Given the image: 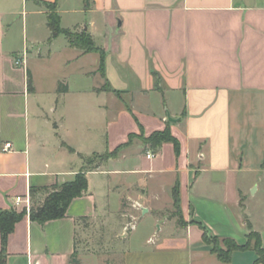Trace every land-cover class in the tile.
Listing matches in <instances>:
<instances>
[{
    "label": "crops",
    "instance_id": "crops-1",
    "mask_svg": "<svg viewBox=\"0 0 264 264\" xmlns=\"http://www.w3.org/2000/svg\"><path fill=\"white\" fill-rule=\"evenodd\" d=\"M46 1L57 2L62 27L86 30L103 49L104 74L99 52H85L65 35L50 39ZM73 1L0 0V209L27 211L8 237L5 264H71L74 253L79 264H255L249 234L259 233L264 247V0H91L89 8ZM17 15L25 35L29 15L44 29L40 39L32 36L43 42L36 51L35 44H15ZM32 54L35 62L60 64L50 87L41 85ZM24 55L26 62L17 65ZM101 83L120 93L102 90ZM72 107L80 116L77 128L69 124ZM127 113L128 129L122 123ZM167 125L178 151L165 142L148 158L143 143L133 153L121 154L125 147L107 155L131 134L149 136ZM78 129L80 137L69 139ZM80 172L88 188L65 216L31 218L38 195L41 205L49 190ZM131 173L146 175L123 179ZM93 174L102 178L94 182ZM159 177L166 178L160 180L164 196ZM176 186L188 223L163 216L175 206ZM127 202L140 213L132 220L125 218ZM148 213L151 220L143 218ZM130 221L135 228L127 231ZM86 223L117 232L122 246L114 260L80 247ZM204 232L250 247L224 262Z\"/></svg>",
    "mask_w": 264,
    "mask_h": 264
},
{
    "label": "trees",
    "instance_id": "trees-1",
    "mask_svg": "<svg viewBox=\"0 0 264 264\" xmlns=\"http://www.w3.org/2000/svg\"><path fill=\"white\" fill-rule=\"evenodd\" d=\"M91 0H84L85 7H90ZM47 8V24L51 31L50 39H53L59 35H65L71 45L84 49L85 52L96 51L101 54L99 71L104 74L105 66V55L103 49L96 46L90 33L86 30L82 32H74L71 29L64 28L61 25V16L58 12L57 2H42ZM156 78H159V74H155ZM67 86L64 83H60L59 90L66 91ZM102 90L114 91L118 94L119 91L115 90L109 83H106ZM131 134L130 136H132ZM146 148H149L154 153L159 152L161 146L165 142H172L175 145L176 150H179V141L175 138L171 131L169 125L163 130L154 131L151 135L146 136L142 139ZM132 143L131 137L128 142L120 145L116 150L111 152L109 155H116L121 149L129 146ZM88 188V178L85 172H80L76 175L73 181L64 183L62 185L56 186L52 193L48 194L44 202L38 206H32L30 211V216L33 220L43 222L48 219L59 218L66 215L67 208L73 198L82 195ZM34 191V190H33ZM34 193L32 192V195ZM174 201L175 206L180 209V197H179V187L174 188ZM27 214L26 209L18 212L15 209L12 210H2L0 209V233L2 240V250L0 254V264H5L6 259V246L9 235L14 231L16 223L21 220ZM206 232H204V237L208 241ZM212 237L213 244L208 241L212 246V251L217 254L220 260L224 262H230L231 256L234 250L244 249L250 247V243L244 245H239L232 239H224L226 248L218 247L214 241H218V238ZM250 239L254 240V248L257 252V259L255 264H264V247L261 244V238L259 233L251 232L249 234ZM80 261L77 254L74 253L71 257V264H79Z\"/></svg>",
    "mask_w": 264,
    "mask_h": 264
},
{
    "label": "rangeland",
    "instance_id": "rangeland-1",
    "mask_svg": "<svg viewBox=\"0 0 264 264\" xmlns=\"http://www.w3.org/2000/svg\"><path fill=\"white\" fill-rule=\"evenodd\" d=\"M74 1H76V0H74ZM20 7H22V6H20ZM20 18L21 17L17 15L13 19V31H14L15 44H20V47L23 44H26V46H29L30 49H31L32 44H35L34 45V51H36L38 47H42L39 44H43V42L39 41V40H37L36 42L32 41V36H35L38 39H40L41 37H43V34H45L44 29L41 27L37 28L36 24H35L37 21L36 20L37 18H34V16L29 15L28 26L26 27L27 32L25 35L24 34V27L22 25L23 23L21 22ZM23 52H24V50L21 49V51L19 52L20 55H22ZM34 56H35L34 54L29 55V58L32 60V63H33L32 65L35 69V72L37 73V76L39 77L41 85L44 88H48L51 86L53 80L60 74V72L62 70L61 66H60V64H58L57 59H54L51 61L43 60V61L35 62L36 57H34ZM102 85H104V84H102ZM69 115H70L69 124L72 126H76V128L78 126H80V116H79L77 110L75 109V107H72L69 110ZM90 117L96 123L95 126H98V123L101 121L99 112L97 110H94L92 114L90 113ZM122 123H123L124 128L128 129L130 127L131 121L128 117V113H127V116L125 117V119H123ZM79 133H80L79 129L76 130V133H74V134L70 133L68 135L69 139L72 140L76 137H80ZM130 137L132 139L131 145L126 147V149L121 150L120 151L121 154H123L125 151L126 152L128 151L130 153H133V151L135 152V149L137 148V146H140V145L142 146V144H143L142 139L146 136L144 133L138 132V133H133V135ZM72 141H74V140H72ZM76 142H78V140ZM110 153L111 152H109L107 155H109ZM165 154L167 157V161L169 162V160H170L169 151H166ZM107 155L105 154L103 156L96 157L94 159V161L97 163L100 160H104V158H106ZM155 161L158 162L159 158H157ZM143 162L144 163L146 162V164H149V161L146 159V157H144ZM96 163H94V164H96ZM152 163H153V161H152ZM122 165L125 167H133L134 166L131 162L129 163V161H122ZM94 166L95 165H93V167ZM145 175L146 174H144V173L143 174L131 173V174L123 176L124 177L123 179L128 180V181H132V180H137L138 178L144 177ZM91 178L94 179V182H96V181L98 182V180L102 178V174H93V175H91ZM161 179L165 180L166 178L159 177V181L157 184L159 187L158 190L164 196L166 193L164 192L165 190H162V188L160 186V183H162V181H160ZM169 179L170 178L167 177V180H169ZM247 179H249V178H247ZM53 190L52 189L49 190L47 195L52 193ZM35 201L36 202H35L34 206H38L39 203L42 201V199H40V197L38 195L35 198ZM127 205H128V202L125 205L126 209L123 208V209H125V212L127 213V215H125V218L127 220H129V219L132 220V219H134L133 216L137 217L138 214H140V213H139V210L131 211L129 209L130 206L128 205V207H127ZM131 214H134V215L132 216ZM119 215H120V213L117 214V216H119ZM163 216H166L170 220H179V221L181 220V224L189 222V221L183 220L185 218V216H184L183 212L181 211V209H178L176 206H173L172 208L169 207L168 209L164 210ZM143 218L146 220H151L153 218V215L151 213L150 214L148 213L145 216H143ZM83 228H84V226H83ZM84 229L86 231L85 234L84 235L80 234L81 241L83 242L80 247L85 248V250H87V248H89L94 252L100 253V255L104 254L110 260H112V259L114 260L115 257H112V253L115 251V249L118 250L119 247L121 248L122 243L117 242V239H118L116 237L117 232L114 231L112 226L111 225H102V224H97V223H95V224L94 223H90V224L88 223L86 225V228H84ZM207 239H208V241H210V243L213 244V240H212L211 236H209V237L207 236ZM214 243L218 247H221L224 249L226 248L225 243L223 241L218 240V241H214ZM116 257H118L117 259H119V255H116Z\"/></svg>",
    "mask_w": 264,
    "mask_h": 264
},
{
    "label": "built area",
    "instance_id": "built-area-1",
    "mask_svg": "<svg viewBox=\"0 0 264 264\" xmlns=\"http://www.w3.org/2000/svg\"><path fill=\"white\" fill-rule=\"evenodd\" d=\"M26 54H27V52H26ZM26 62V59H25V55L22 57V58H17L16 59V64L17 65H20V64H24ZM12 147V143H10V142H8V143H6L5 144V149H10ZM147 157L148 158H152V157H154V152L153 151H148L147 152ZM22 200V198L21 197H17V201L18 202H20ZM27 207H28V210L30 209V200L29 199H27ZM133 228H135V222L134 221H130L126 226H125V229L128 231V230H130V229H133Z\"/></svg>",
    "mask_w": 264,
    "mask_h": 264
},
{
    "label": "water",
    "instance_id": "water-1",
    "mask_svg": "<svg viewBox=\"0 0 264 264\" xmlns=\"http://www.w3.org/2000/svg\"><path fill=\"white\" fill-rule=\"evenodd\" d=\"M168 119H169L170 121H172V122H176V121L178 120L177 118H173L171 115H168ZM143 211H144V212H147L148 209H147V208H144Z\"/></svg>",
    "mask_w": 264,
    "mask_h": 264
}]
</instances>
